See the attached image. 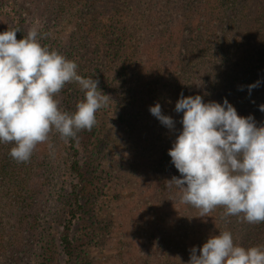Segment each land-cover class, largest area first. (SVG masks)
<instances>
[{
	"label": "trees",
	"instance_id": "1",
	"mask_svg": "<svg viewBox=\"0 0 264 264\" xmlns=\"http://www.w3.org/2000/svg\"><path fill=\"white\" fill-rule=\"evenodd\" d=\"M146 1L147 4L143 6L146 12L143 19L146 21L133 27L129 25V22L133 19L131 13L137 11L140 15L137 5L128 9L121 0H54L52 13L57 24L71 15L74 27L66 39L52 36L42 45L57 49L67 58L75 61L78 65V73L85 78L92 77L98 80L100 90L105 92L111 87L114 88L117 82L116 77L110 81L101 80L105 78L103 73L108 71L109 66L117 65L112 59L110 64L104 65L108 54L111 58L118 55L122 57L124 50L128 48L131 51L125 50V55L128 56L127 61L139 62L138 57L141 56L139 52L142 50L138 49L136 44H140L141 47L143 45L148 51L150 48L153 49L155 44L158 47L163 43L169 44L171 41L175 43V50H179L177 52L182 56L175 62L173 75L178 67L175 77L169 80L168 77L162 76L156 66L152 68L157 71L153 73L156 80L162 78L164 82L168 79V82L164 83L158 91L153 88V91L157 93L155 98L153 99L143 90L139 91L141 96H136L137 100L133 96L127 98L121 94V97L125 101L127 99L130 103L127 105L138 114L139 120H143L142 128L138 131V135L142 133V138L137 137L133 146L137 145L135 156H139L142 160L139 167L144 169L143 172L148 171L152 174L148 179L154 192L153 198L150 199L153 207L152 215L154 218L161 217L163 223L169 224V230L173 231L170 234L153 235L154 240L150 241L145 248V253L141 254L134 264H188L191 249L202 248V246L199 241H195L194 244L185 241L188 235V228L182 225L185 221L180 214H176V211L170 216L173 208L170 209L169 206L178 204L175 197L179 194V189L170 180L174 176L181 175L168 154L174 140L182 130L183 113L175 111L176 102L183 93L179 91L183 85H186L184 96L199 94L205 102L223 103L226 97L236 107L238 114L252 115L258 126L264 124V112L259 109V106L264 104V0H255V3L253 1L251 3V0ZM48 25L49 28H53L49 21ZM133 39L135 44L131 42ZM157 51H159L158 48H156ZM156 54L153 56L152 53L150 58H156ZM94 64L100 65V75L90 72ZM183 67L186 68L184 77H176L179 76L177 74ZM123 68V64L119 65L117 74ZM225 69L231 71L229 78L227 73L222 74ZM257 81L260 82L259 86L249 93L248 85ZM163 82L159 80L157 83ZM141 85L142 87L150 86L148 81L144 82V80ZM167 86H169L168 90L160 96L159 93ZM116 90L120 91L119 88L112 89V91ZM60 95L63 109L75 111L77 101L82 99L84 94L78 84L69 83ZM157 102L161 104L165 115L174 118L175 129L167 128L151 114L150 106ZM119 103L116 98L114 104H109L114 108L119 106ZM124 103L122 101L120 107ZM100 110L96 113L97 123L91 131L82 130L77 134L76 139H69L64 145L61 143L59 145V142L56 144L55 152L60 153L59 146L66 150L68 168L78 180V185H83L89 179L90 172L85 165H88L89 161L81 160V148L90 151L96 142ZM136 122L134 120L132 124ZM57 138L51 134L49 142L52 144ZM11 147V144L0 143V224L5 229L10 225L13 236L11 251H5V256H0V264H23L26 256L33 255L36 243L40 244L48 236L47 227L39 223V209L36 208L35 202L41 196L34 190L33 175L40 173L44 179H49L51 177L49 168L53 171L55 168L51 163L53 154L48 144L38 145L30 160L21 163L9 155ZM146 150L156 153L152 161L151 155L140 156ZM42 157L48 158L51 162H41ZM153 170H158L159 175L156 176ZM74 188L72 192L74 203L59 236L69 261L76 255L72 237L73 221L82 208L80 193L76 187ZM214 212L215 210L211 213L212 217H199L198 210V217L193 218L199 221L197 224L203 223V226H208L211 230L209 233L202 234V237L209 238L219 234L218 218H215V222ZM163 213H167V216L162 215ZM262 224L264 223L255 225ZM246 228L244 229L246 232L239 234V239L238 236L233 237L234 242L237 244L238 241L245 242L243 246L248 245L245 247L256 246L254 240H251L254 237L253 233H248ZM195 236H198V233ZM131 258V254L127 251L123 255L122 262L125 264L132 262Z\"/></svg>",
	"mask_w": 264,
	"mask_h": 264
},
{
	"label": "clouds",
	"instance_id": "2",
	"mask_svg": "<svg viewBox=\"0 0 264 264\" xmlns=\"http://www.w3.org/2000/svg\"><path fill=\"white\" fill-rule=\"evenodd\" d=\"M19 31L0 32V143L11 144L9 155L21 163L40 144L51 149L53 132L67 142L82 130L91 131L111 96L100 90L98 80L80 75L75 61L42 45L37 26L22 39ZM69 83L84 94L75 111L63 109L57 98ZM259 83L248 85L249 93ZM259 109L264 112V104ZM175 111L183 113L182 130L168 154L181 174L170 180L181 202L198 209L199 217L220 208L224 219L264 223V124L238 114L226 97L223 103L205 102L199 94L181 93ZM150 112L175 129L174 118L162 112L159 102ZM188 264H264V245L245 247L234 243L231 231L219 230L202 248L191 249Z\"/></svg>",
	"mask_w": 264,
	"mask_h": 264
},
{
	"label": "rangeland",
	"instance_id": "3",
	"mask_svg": "<svg viewBox=\"0 0 264 264\" xmlns=\"http://www.w3.org/2000/svg\"><path fill=\"white\" fill-rule=\"evenodd\" d=\"M52 1L54 0H0V32L6 31L8 27H18L21 31L17 32V38L22 39L30 28L37 26L42 37L41 43L52 36L66 39L74 27L73 17L69 15L62 23L57 24L52 13ZM138 1L141 0H121V3L125 4V8L127 6L128 9H132L135 5L139 6L140 15L137 11L131 13L133 19L129 25L133 27H137L140 22L146 21L143 19L146 13L143 6L147 4V1ZM252 1L255 3V0H251V3ZM47 20L53 28H49ZM131 42L134 43V39ZM136 46L142 50L139 52V54L141 53V56L138 57L139 62L127 61L128 56L125 55V50L131 51L128 48L124 50L122 57L118 55L111 58L109 54L107 56L104 65L110 64V59L117 65L116 67H113L114 64L109 66L108 71L103 73L105 78H101V80L110 81L115 77L117 78L114 88L111 87L105 93L111 96L110 104H114L116 98L120 103L114 108L110 104L107 108H101L96 142L90 151L81 148V160L89 161V164L85 165L90 172L88 181L83 185H78V180L68 168L66 150L59 146L58 151L61 150L60 153L55 152L57 142L59 145L60 143L64 145L65 141L58 133H52V136L58 137L54 143L52 142L53 147L50 149L53 154L51 155L53 162L45 157L41 158V162L53 163L55 170L49 168L51 174L49 179H44L40 173L33 175L35 179L34 190L41 196L35 202L36 208L39 209V223L47 227L48 236L40 244L36 243L33 255L31 257L26 256L23 264H125L122 259L127 251L132 256L130 259L132 262L127 264H134L135 260L137 261L141 254L145 253V248L150 241L154 240L153 235L173 233L169 230V224L163 223L161 217L154 218L152 215L153 207L150 199L153 198L154 192L148 183L152 174L148 171L143 172L144 169L139 167L142 160L139 156H135L137 145L134 144L133 146L137 137L142 136V133L138 135V131L142 128L143 120H139L138 114L127 105L130 103L127 99L126 102L121 94L127 98L133 96L137 100L136 96H141L139 91L143 90L144 93L149 94L154 99L157 93L153 91V88L158 91L164 83L168 82V79L171 80L175 77L178 72L177 67L176 73L173 75L175 62L182 56L178 54L177 51L179 50H175L173 41L169 44L163 43L158 47L155 44L154 48H150L148 51L143 45L141 47L140 44H136ZM156 48L159 51L156 52ZM152 53L153 56L157 53L156 58H150ZM159 56H161L160 59ZM121 64L124 68L117 74ZM180 65L182 66V63ZM153 66H156L162 76L168 77V79L164 82L162 78L156 80L153 73L157 71L152 69ZM100 68L99 64H94L90 72L100 75ZM184 70L186 68H181L177 74L179 76L176 77H184ZM224 71L222 74L227 73L229 78L231 71L226 69ZM143 80L144 82L148 81L150 86L142 87ZM159 80H162L163 83H157ZM117 88L121 92L119 90L112 91V89ZM168 88L169 86L159 95L162 96ZM186 88V85H183L179 92H183L184 95ZM57 98L63 108L61 95L59 94ZM122 101L125 103L120 107ZM134 120L137 121L136 124H132ZM154 153L146 150L140 156L151 155L150 160L152 161ZM152 172L156 176L159 175L158 170ZM45 175L47 176L46 171ZM74 187L80 193L82 208L73 221L72 237L76 247V255L69 261L63 251L59 236L63 229V223L68 218V212L74 203L72 195ZM175 200L178 204L169 205L170 209L173 208L170 216L176 211V214H180L185 221L182 223L188 228L185 241H190L193 244L195 241H199L200 245L203 246L208 238L202 237V234L209 233L211 230L208 229V226H203V223L197 224L199 221L193 219L198 217L196 208L182 203L179 194ZM222 213L223 209L220 208L214 212V219L218 218L220 230H229L233 237L238 236L239 239V234L246 232L244 229L248 226L246 230L248 233H253L254 237L251 240H254V244L256 246L264 245V224L256 226L244 222L236 216L224 219ZM162 215L167 216V213ZM10 228V225L5 229L0 224V256H5V251H11L13 236ZM196 233L198 236H195ZM238 244L243 246L245 242L238 241Z\"/></svg>",
	"mask_w": 264,
	"mask_h": 264
}]
</instances>
